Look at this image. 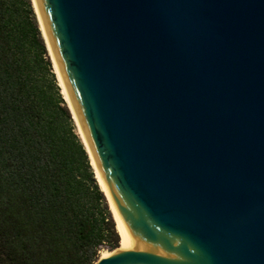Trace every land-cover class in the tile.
Segmentation results:
<instances>
[{"label": "water", "instance_id": "1", "mask_svg": "<svg viewBox=\"0 0 264 264\" xmlns=\"http://www.w3.org/2000/svg\"><path fill=\"white\" fill-rule=\"evenodd\" d=\"M34 3L124 247L92 264H264V0Z\"/></svg>", "mask_w": 264, "mask_h": 264}, {"label": "trees", "instance_id": "2", "mask_svg": "<svg viewBox=\"0 0 264 264\" xmlns=\"http://www.w3.org/2000/svg\"><path fill=\"white\" fill-rule=\"evenodd\" d=\"M30 0H0V264H92L119 246Z\"/></svg>", "mask_w": 264, "mask_h": 264}, {"label": "bare ground", "instance_id": "3", "mask_svg": "<svg viewBox=\"0 0 264 264\" xmlns=\"http://www.w3.org/2000/svg\"><path fill=\"white\" fill-rule=\"evenodd\" d=\"M31 2H32V5H33L34 10H35V14H36V17H37V20H38V23H39V26H40V29H41V32H42V35H43V38H44L45 44H46L47 51H48V53L50 54L51 59H52V63H53V67H54V72L56 73L57 79H58V81H59L58 84H59V86L61 87V92H62V94H63L64 99L66 100L67 104H69L68 97H67V95H66V92H65L64 86H63V84H62V80H61L60 73H59V71H58V69H57V66H56V63H55L54 57H53V55H52V52H51V50H50V47L48 46V42H47L46 36L44 35V31H43L42 23H41V20H40V16H39V14H38V10L36 9V5H35V3H34V0H31ZM73 116H74V115H73ZM78 133H79L80 137L82 138V140H83V142H84V138H83L82 133H81V131H80L79 128H78ZM89 156H90V155H89ZM90 162H91L92 167H93V169H94V171H95V176H96V178H97V180H98V183H99L101 189L103 190V192H104V194H105V191H104V188H103V185H102V182H101V179H100L99 173H98V171H97V169H96V166H95V164H94V162H93V160H92V157H90ZM105 196H106V194H105ZM106 199H107V197H106ZM109 207H110V206H109ZM110 210H111V209H110ZM115 227H116V225H115ZM116 230H117V229H116ZM117 232H118V231H117ZM118 234H119V233H118ZM120 243H121V247L118 246L117 248H115V249H113V250L123 249L124 247H123L122 241H121ZM107 253H108V252H106L105 254H107ZM105 254H102V255H105Z\"/></svg>", "mask_w": 264, "mask_h": 264}, {"label": "rangeland", "instance_id": "4", "mask_svg": "<svg viewBox=\"0 0 264 264\" xmlns=\"http://www.w3.org/2000/svg\"><path fill=\"white\" fill-rule=\"evenodd\" d=\"M48 57H50V59L49 60H51V62H52V59H51V56H50V54L48 53ZM52 66H53V63H52ZM53 69H54V67H53ZM56 74V73H55ZM57 77V76H56ZM58 80V79H57ZM59 82V81H58ZM61 90V89H60ZM75 124V123H74ZM75 130H76V132L78 131V126L75 124ZM92 165V164H91ZM94 170V169H93ZM95 173V172H94ZM106 203H107V207H108V209H110V207H109V203H108V200H106ZM110 211V214H111V217H112V219H113V221H114V218H113V215H112V212H111V210H109ZM114 223H115V221H114ZM116 225V224H115ZM116 229H117V227H116ZM121 238H120V236H119V246L121 247ZM110 250H108V249H106V248H100L99 250H98V256L99 255H102V254H105L106 252H109Z\"/></svg>", "mask_w": 264, "mask_h": 264}]
</instances>
